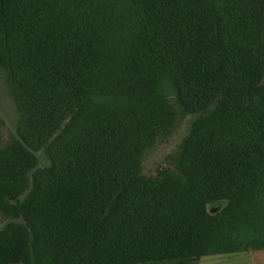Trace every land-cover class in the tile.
<instances>
[{
  "label": "trees",
  "instance_id": "trees-1",
  "mask_svg": "<svg viewBox=\"0 0 264 264\" xmlns=\"http://www.w3.org/2000/svg\"><path fill=\"white\" fill-rule=\"evenodd\" d=\"M0 66V264L185 262L264 228V0H0ZM168 91L198 118L150 176Z\"/></svg>",
  "mask_w": 264,
  "mask_h": 264
},
{
  "label": "rangeland",
  "instance_id": "rangeland-1",
  "mask_svg": "<svg viewBox=\"0 0 264 264\" xmlns=\"http://www.w3.org/2000/svg\"><path fill=\"white\" fill-rule=\"evenodd\" d=\"M167 96L172 110V122L168 130L160 133L153 144L145 150L142 158L143 171L150 176H155L164 169L176 171L175 157L180 151L183 139L189 134L195 120L198 118V114L184 113L172 92L168 91ZM17 124L18 113L16 106L9 92L6 73L0 66V149L9 146L13 138L17 136ZM35 157L37 168L48 165L45 150L41 149L35 152ZM227 206V201L220 200L207 204L206 211L210 216H217L224 212ZM8 221L7 215L0 212V230L4 228ZM235 232L246 241L250 240V243H246L248 249L243 251L253 250L254 247H263L256 249V251L264 250V228L261 224L244 225V227L238 228ZM212 257L223 260L224 264L227 262L226 254H214L202 258L209 259ZM187 264H198V262ZM261 264H264V262Z\"/></svg>",
  "mask_w": 264,
  "mask_h": 264
},
{
  "label": "crops",
  "instance_id": "crops-1",
  "mask_svg": "<svg viewBox=\"0 0 264 264\" xmlns=\"http://www.w3.org/2000/svg\"><path fill=\"white\" fill-rule=\"evenodd\" d=\"M220 254H226L227 256L226 264H261L262 262H264V250L263 251L249 250V251H242V252L239 251L235 253H220ZM210 255H214V254H210ZM204 256H209V255H204ZM204 256H201L195 260H190V261H185V262L168 261V262L138 263V264H187V263H197V262L198 264H224L225 263L223 260L215 258V257H212L209 259L202 258Z\"/></svg>",
  "mask_w": 264,
  "mask_h": 264
}]
</instances>
